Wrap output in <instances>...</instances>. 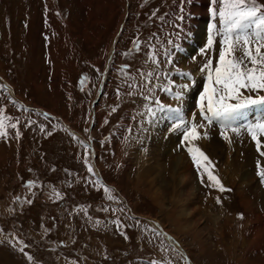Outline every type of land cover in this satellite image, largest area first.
Masks as SVG:
<instances>
[{
	"label": "rangeland",
	"instance_id": "1",
	"mask_svg": "<svg viewBox=\"0 0 264 264\" xmlns=\"http://www.w3.org/2000/svg\"><path fill=\"white\" fill-rule=\"evenodd\" d=\"M200 2L0 0V117L8 118L7 135L0 136V264H187L147 223L128 216L110 184L133 212L161 222L194 264H264V180L258 175L264 156L246 131L264 119L253 118L264 106L231 121L240 133L227 131L230 141L221 135L224 125L209 124L200 111L187 119L180 114L181 127L179 119L165 122L173 132L160 139L167 129L154 136L161 124L157 113L169 115L144 99L149 95L176 109L163 89L180 80L203 93L204 63L212 59L218 67L222 49L219 34L207 48L208 29L213 22L223 28L211 17L219 4L207 0L205 16ZM153 49L158 66L149 58ZM184 53L186 72L178 61ZM242 55L238 48L235 56ZM199 66L202 74H191ZM149 72L152 83L145 86L141 73ZM94 116L97 166L106 187L97 180L86 141ZM193 123L205 125L198 127L201 138L185 141ZM70 125L85 135L83 142L67 130ZM168 139L175 143L166 145ZM259 139L264 143V136ZM189 148L208 157V171L204 161L197 169ZM179 162L191 169L177 171ZM209 172L225 191L213 185Z\"/></svg>",
	"mask_w": 264,
	"mask_h": 264
},
{
	"label": "snow or ice",
	"instance_id": "2",
	"mask_svg": "<svg viewBox=\"0 0 264 264\" xmlns=\"http://www.w3.org/2000/svg\"><path fill=\"white\" fill-rule=\"evenodd\" d=\"M211 3L219 4V7H212L211 17L213 21H216L217 17L219 18L223 30L220 32L215 22L210 25L207 48H213L214 37L219 34L222 37V49L219 52L218 67L214 68L212 59H208L202 69L207 71L208 83L199 97V108L203 119L209 124L217 120L224 125L221 135L225 140L230 141V137L226 134L227 131L230 130L237 135L240 133L239 128L230 127L231 121L253 106H264V96L253 97L250 94L264 92V51H262L264 49V4L257 3V0H211ZM179 19L183 20V17L181 16ZM139 47L140 45L137 43L135 50L139 51ZM238 48L243 53L239 58L235 56ZM149 58L154 64L159 65L155 49L152 50ZM180 74L185 78L190 75L189 73ZM141 75L145 78V86L152 83L151 78L154 75L152 72L141 73ZM81 83L83 84V81ZM172 83L174 85V82ZM187 86L186 84L180 86V91H174L173 87H165L163 90L179 101L183 99V90ZM128 87L137 90L140 85L129 84ZM245 92L249 94L246 95ZM144 99L154 103L161 111L180 112L179 108L173 109L166 107L159 100L153 101L149 95H145ZM149 112L154 114L155 109L150 108ZM7 119V117H0V136L7 135ZM183 123L182 121L181 125H177V127H181ZM11 127L15 128L16 125L12 124ZM198 127L204 128L205 125L198 126L193 123L184 131L183 139L188 142L200 139ZM246 131L255 141L257 151L261 156H264V151H260L261 148H264V143L259 139L260 136H264V119L248 124ZM204 135L206 136L207 133L205 132ZM188 151L192 155L197 169H200L201 161H204V170L208 171V165L211 162L203 151L199 148H189ZM88 171L92 172L91 166ZM208 175L214 186L219 185V190L225 191L223 185L211 172ZM258 175L264 180V167L259 168ZM104 191L108 192L109 190L105 188ZM111 198L109 196V199Z\"/></svg>",
	"mask_w": 264,
	"mask_h": 264
},
{
	"label": "bare ground",
	"instance_id": "3",
	"mask_svg": "<svg viewBox=\"0 0 264 264\" xmlns=\"http://www.w3.org/2000/svg\"><path fill=\"white\" fill-rule=\"evenodd\" d=\"M199 1H201L199 4H200V6H201V9L204 11V13H203V15H205V9L208 7V2H207V0H199ZM50 4H52L51 3V1H50ZM53 5H51V8H53L52 7ZM196 6V5H195ZM196 8H197V6H196ZM202 15V14H201ZM202 15V16H203ZM206 16V15H205ZM204 16V17H205ZM198 21H199V19H198ZM201 21H203V20H201ZM200 22V21H199ZM202 23V22H201ZM200 23V24H201ZM197 24V23H196ZM198 25V24H197ZM202 29V28H201ZM200 29V32L198 31V34L200 35L201 34V30ZM191 30V29H190ZM203 30H205V29H203ZM192 33V32H191ZM198 38H200V36H197ZM206 37V36H205ZM184 44V43H183ZM187 45V44H186ZM191 46V45H190ZM186 47V46H185ZM195 48V47H194ZM193 51H194V49L191 47V48H189V51L187 52V55H189V54H191V53H193ZM184 52V51H183ZM112 58H113V56H112V54L110 55V57H109V60H112ZM181 61V62H179L181 65H182V69L183 70H185L184 72H186V71H188V66H187V64H186V61H187V56H186V53H184L182 56H180L179 58H178V61ZM205 64V63H204ZM200 67L201 66H199V67H195V68H192L191 69V74H194V75H198L199 74V72L201 73L202 72V70L201 71H199L200 70ZM203 67V66H202ZM203 69V68H202ZM202 74V73H201ZM181 75V74H180ZM200 75V74H199ZM195 78H197V77H195ZM206 79V78H205ZM188 85L187 86V88H185L184 90H183V99L182 100H179V101H175V103H174V106L177 108H179L180 109V112L179 113H175V112H168L167 111V115H169V116H166L165 114H163V112H162V114H161V112H158L157 113V116L159 117V118H161V124H159V126H158V130H160V132H158V130H155V133H154V136H157L158 134L157 133H161V130L163 131L164 129H167L168 127H166L165 128V126H164V124H166L167 122H176V120H178V122L177 123H179V122H182L183 120L182 119H180V114H181V117H182V113H183V118L184 119H187V118H191V116L193 115V114H195L196 112H199L200 111V109L199 110H197L196 111V109L195 110H193L194 108H199V106H197L196 105V103L198 104V102H199V96L201 95V94H198L199 92H200V88L199 87H197V84L195 85V87L194 88H192L191 86H190V83L189 82H187L186 80H180L177 84H174L173 85V88H174V90L175 91H180L181 89H180V86H182V85ZM15 92V91H14ZM198 94V95H197ZM164 105H166V104H164ZM193 111H195L194 113H193ZM260 112H258L253 118H256V119H259L260 118V116L261 117H264V111H261V113L262 114H260L259 116H257L258 114H259ZM190 114V116L189 117H186V116H188ZM186 117V118H185ZM162 122H164V123H162ZM166 122V123H165ZM235 124H238V123H235ZM168 125V124H167ZM175 125V124H174ZM169 127H172V126H169ZM147 131H148V133H149V130L147 129ZM171 131H172V129L170 128V130L169 129H167V130H165V132H163L162 134H161V136H159V138L160 139H164V138H167L168 137V135H169V133H171ZM175 131V130H174ZM173 132V131H172ZM147 133V134H148ZM236 138V137H235ZM172 139V138H171ZM172 141H173V139H172ZM200 141V140H199ZM170 143H175V142H171V141H169V139L168 140H166V145L168 144V145H170ZM174 145V144H173ZM201 146V145H200ZM161 147H159V148H157V149H155L156 151H155V155L153 156L154 158H156V162H159L158 160H157V158H158V155H157V151H159V149H160ZM166 148H168V147H166ZM172 148V147H171ZM170 148V149H171ZM225 148V147H224ZM165 150V149H164ZM226 150V149H225ZM162 151V150H161ZM175 151H177V150H175ZM212 151V150H211ZM215 154V153H214ZM236 154V153H235ZM167 157V156H166ZM162 158H163V156H162ZM154 161V162H155ZM182 161H184V160H182ZM153 163V162H152ZM227 165V164H226ZM185 168H189V169H191V166L190 165H188V166H186ZM184 166L182 167V163L181 162H179V163H177V166H176V170L178 171V170H181V171H183L184 169ZM179 175V174H178ZM250 185V184H249ZM189 208V207H188ZM186 209V208H185ZM185 211V210H184ZM195 215V214H194ZM196 217V216H195ZM193 216H191L190 217V221H189V223L191 222V221H193ZM198 220V219H197ZM196 220V221H197ZM150 221H151V223L153 224V226H155L156 228H158L159 229V227L161 226L160 225V223L157 221V220H152V219H150ZM195 222V221H194ZM182 225V224H181ZM197 225V224H196ZM259 229V228H258ZM262 231V230H261ZM199 232V231H198ZM260 239V238H259ZM220 242V241H219ZM258 242V241H257ZM200 245H202V244H200Z\"/></svg>",
	"mask_w": 264,
	"mask_h": 264
}]
</instances>
